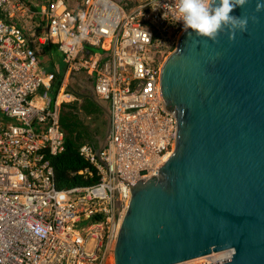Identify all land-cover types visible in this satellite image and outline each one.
Segmentation results:
<instances>
[{"label":"built area","instance_id":"2783aa9c","mask_svg":"<svg viewBox=\"0 0 264 264\" xmlns=\"http://www.w3.org/2000/svg\"><path fill=\"white\" fill-rule=\"evenodd\" d=\"M177 3L0 0V264H106L113 255L131 187L175 148L159 74L184 29ZM45 43L60 50L62 76L38 72ZM78 72L108 102L109 128L102 146L78 149L88 166L77 173L94 170L96 180L58 189L52 158L65 149L60 114L77 99L68 79Z\"/></svg>","mask_w":264,"mask_h":264},{"label":"water","instance_id":"95a60500","mask_svg":"<svg viewBox=\"0 0 264 264\" xmlns=\"http://www.w3.org/2000/svg\"><path fill=\"white\" fill-rule=\"evenodd\" d=\"M264 0L232 15L247 31L217 43L183 29L159 74L177 123L159 173L131 187L114 264H171L226 249L207 264H264ZM190 33V38H189Z\"/></svg>","mask_w":264,"mask_h":264},{"label":"clouds","instance_id":"9594fccd","mask_svg":"<svg viewBox=\"0 0 264 264\" xmlns=\"http://www.w3.org/2000/svg\"><path fill=\"white\" fill-rule=\"evenodd\" d=\"M249 0H178V21H183L184 29H191L198 37L207 38L213 43L227 32L229 41H234L236 33L247 31L249 19L256 17L232 15L236 8L243 9ZM264 11V4H257L256 13ZM190 38V33H189Z\"/></svg>","mask_w":264,"mask_h":264},{"label":"crops","instance_id":"0c3cea01","mask_svg":"<svg viewBox=\"0 0 264 264\" xmlns=\"http://www.w3.org/2000/svg\"><path fill=\"white\" fill-rule=\"evenodd\" d=\"M54 46H56L54 43L42 45L43 51L40 52L39 70L55 72L56 75L62 76L65 72V65L60 50L56 46L60 54L55 53L53 50ZM68 81L70 90L77 96V99L71 102L72 105L76 106L77 102H79L86 113V118L82 117V119L88 125L89 132L93 137V141L88 143H93L98 147L102 146L109 128L108 102L95 94L93 76L85 72H78L71 74ZM95 114L99 115L102 123V127L98 128V130H94V128H97L96 121L99 119L93 121Z\"/></svg>","mask_w":264,"mask_h":264},{"label":"trees","instance_id":"16d2710c","mask_svg":"<svg viewBox=\"0 0 264 264\" xmlns=\"http://www.w3.org/2000/svg\"><path fill=\"white\" fill-rule=\"evenodd\" d=\"M75 110V106L70 102L62 108L60 114L61 127L65 131V149L52 158L55 184L58 189L90 184L96 180L94 170L93 177H85L77 173L78 170L88 166V162L79 155V146L92 142L93 137L88 125L79 118Z\"/></svg>","mask_w":264,"mask_h":264},{"label":"rangeland","instance_id":"374dc122","mask_svg":"<svg viewBox=\"0 0 264 264\" xmlns=\"http://www.w3.org/2000/svg\"><path fill=\"white\" fill-rule=\"evenodd\" d=\"M176 46V45H175ZM175 46H173L174 48H175ZM172 47V49L170 50V52H168V53H166V57L174 50V48ZM109 48H110V44L107 46V48H105V49H96V48H92V51H95V52H102V51H104V50H109ZM53 50L55 51V53H58V54H60L59 53V51L57 50V48H56V46H54L53 47ZM39 73H41L42 72V70L40 69L39 71H38ZM75 111H76V113H77V115L79 116V118L81 117V120H83L82 119V117H84V118H86V113L84 112V109L82 108V106L80 105V103L79 102H77V104H76V106H75ZM99 118V115L98 114H95V118H93V121L96 119H98ZM96 127L97 128H94V130L96 129V130H98V128H101L102 127V123H101V121H100V118L98 119V121H96ZM95 245H96V240L95 239H92V238H90L89 240H88V246H87V249L88 250H93L94 248H95ZM112 253V252H111ZM217 254H219V253H217ZM211 256V257H210ZM208 258H206V259H200V261H198V259H195V260H192V263L191 264H207V263H209V262H212V261H215V260H217V259H219V258H221V257H223V256H221V255H210ZM230 255H228V257H229ZM224 259L225 258H227V257H223ZM113 255L112 254H109V256H108V258H107V260H106V264H113ZM197 260V261H196Z\"/></svg>","mask_w":264,"mask_h":264},{"label":"bare ground","instance_id":"6f19581e","mask_svg":"<svg viewBox=\"0 0 264 264\" xmlns=\"http://www.w3.org/2000/svg\"><path fill=\"white\" fill-rule=\"evenodd\" d=\"M217 253H219V254H217ZM221 255V256H223V257H227V258H230L231 256H232V254H233V250L232 249H226V250H221V251H217V252H211L210 254H207V255H203V256H199V257H196V258H192V259H189V260H186V261H184V264H191L192 263V260H195V259H198V261H200V259H206V258H208L210 255ZM228 255H230L229 257H228ZM211 257V256H210ZM223 257H221V258H219V259H217V260H215V261H219V260H223L224 258ZM226 259V258H225ZM197 261V260H196ZM114 262V261H113ZM212 262H214V261H212ZM210 263V262H209ZM110 264V263H109Z\"/></svg>","mask_w":264,"mask_h":264}]
</instances>
